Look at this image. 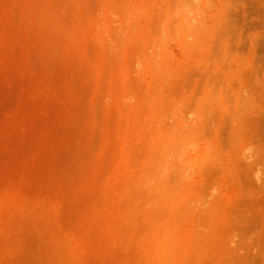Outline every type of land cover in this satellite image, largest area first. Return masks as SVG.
<instances>
[{"label": "rangeland", "instance_id": "rangeland-1", "mask_svg": "<svg viewBox=\"0 0 264 264\" xmlns=\"http://www.w3.org/2000/svg\"><path fill=\"white\" fill-rule=\"evenodd\" d=\"M0 264H264V0H0Z\"/></svg>", "mask_w": 264, "mask_h": 264}]
</instances>
